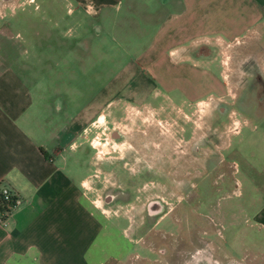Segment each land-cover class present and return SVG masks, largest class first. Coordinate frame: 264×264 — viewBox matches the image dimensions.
I'll return each mask as SVG.
<instances>
[{
	"label": "crops",
	"instance_id": "obj_1",
	"mask_svg": "<svg viewBox=\"0 0 264 264\" xmlns=\"http://www.w3.org/2000/svg\"><path fill=\"white\" fill-rule=\"evenodd\" d=\"M77 1L100 5L101 11L123 4ZM171 2L175 10L168 8ZM156 5L150 16L158 26L149 31V46L140 52L139 78L186 101L234 95L240 125L229 141L232 172L264 229V0H166ZM126 6V14L140 15L129 1ZM51 19L56 28V16ZM20 22L29 26L28 19ZM38 22L44 26L45 21ZM15 26H0V183L22 203L6 225L0 223V264H106L124 258L134 244L126 226L105 215L86 190L94 170L88 137L94 121L105 119L109 82L87 94L92 83L81 90L71 67L74 62L85 66L92 54L103 58L107 51L87 41L77 45V40L46 45V38L55 37L39 30L15 32ZM210 43L230 48L227 76L206 57ZM55 52L62 55L56 80L37 77ZM121 86L116 84L117 92ZM109 166L106 162L103 168Z\"/></svg>",
	"mask_w": 264,
	"mask_h": 264
},
{
	"label": "rangeland",
	"instance_id": "obj_2",
	"mask_svg": "<svg viewBox=\"0 0 264 264\" xmlns=\"http://www.w3.org/2000/svg\"><path fill=\"white\" fill-rule=\"evenodd\" d=\"M128 1L140 15L126 14ZM163 1L122 0L101 11L100 5L77 0H0V26L13 22L15 32L39 30L55 37L46 38V45L77 40V45L87 41L107 51L103 58L92 54L85 66H71L81 90L92 83L87 94L109 82L110 106L88 137L94 170L86 190L105 215L126 226L134 244L126 257L106 264H264V229L232 172L229 141L240 125L234 95L186 101L139 78L140 52L149 46V31L158 26L150 11ZM229 50L210 43L202 51L227 76ZM61 57L55 52L37 77L56 80ZM106 162L111 166L104 169ZM117 163L124 166L117 169Z\"/></svg>",
	"mask_w": 264,
	"mask_h": 264
},
{
	"label": "built area",
	"instance_id": "obj_3",
	"mask_svg": "<svg viewBox=\"0 0 264 264\" xmlns=\"http://www.w3.org/2000/svg\"><path fill=\"white\" fill-rule=\"evenodd\" d=\"M22 198L10 187L0 183V223L7 224L13 211L20 206Z\"/></svg>",
	"mask_w": 264,
	"mask_h": 264
},
{
	"label": "flooded vegetation",
	"instance_id": "obj_4",
	"mask_svg": "<svg viewBox=\"0 0 264 264\" xmlns=\"http://www.w3.org/2000/svg\"><path fill=\"white\" fill-rule=\"evenodd\" d=\"M148 134V133H147Z\"/></svg>",
	"mask_w": 264,
	"mask_h": 264
}]
</instances>
